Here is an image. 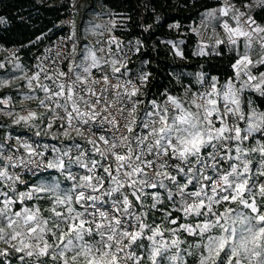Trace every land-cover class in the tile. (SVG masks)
I'll use <instances>...</instances> for the list:
<instances>
[{"label": "snow or ice", "instance_id": "obj_1", "mask_svg": "<svg viewBox=\"0 0 264 264\" xmlns=\"http://www.w3.org/2000/svg\"><path fill=\"white\" fill-rule=\"evenodd\" d=\"M240 2L246 11L224 0L206 13L226 37L216 39L214 51L227 44L237 55L234 75L223 83L198 73L199 87L189 82L181 95L145 100L149 74L133 81L115 35L79 53L73 43L62 60L57 53L51 70L41 64L31 76L13 77L44 93L40 107L63 111L61 135L85 136L90 148H53L48 159L18 140L25 159L10 146L13 155L5 157L0 145V264L13 254L22 264H264V105L248 95L264 98V71L253 72L264 66V25L249 14L264 10V0ZM115 27L111 21L104 31ZM206 47L197 55H208ZM9 83L0 79V87ZM35 117L16 114L14 122ZM16 168L35 178L25 191H17L24 181L10 171ZM152 211L163 217L160 224L148 222Z\"/></svg>", "mask_w": 264, "mask_h": 264}, {"label": "trees", "instance_id": "obj_2", "mask_svg": "<svg viewBox=\"0 0 264 264\" xmlns=\"http://www.w3.org/2000/svg\"><path fill=\"white\" fill-rule=\"evenodd\" d=\"M221 4L218 0H85L78 11L77 24L81 29L86 26V22L92 20V16L104 18L108 14L123 19L122 23L112 29V34L125 41L134 40L135 47L139 49V51L136 49L128 60L130 74L148 73L149 82L144 88L143 99L162 100L165 92L181 95L182 85L187 86L189 82L193 83L194 88L197 87L195 77L198 73H204L206 78L216 76L221 83L234 75L232 64L237 55L228 46L220 45L215 49L221 51V55H216L214 49L208 50V55L196 53L198 37L192 29L193 22L198 21L203 12ZM62 16V7L41 3L38 0H0V62L5 64L4 68H0V79L10 81L8 85L0 87V100H9L11 110L19 97L40 94L41 91L38 89L33 91L26 87L25 79L13 77L24 76L23 72L34 55L44 45L50 43L60 31L57 23ZM253 16L258 23L264 25V10L256 9ZM76 40L79 48L83 44L88 46L86 42L79 41V36ZM13 47L16 49L15 52L11 51ZM175 48L182 52L183 56L177 55ZM17 63L20 65L19 68L15 66ZM258 71L259 69L255 72ZM248 95L254 104L264 105V98L258 97L255 93ZM26 106L32 105L26 104L15 108L21 111ZM34 110L36 117L27 125L16 124L14 122L16 114L0 117V145H3L5 140L26 137L30 141L46 146L48 150L57 148L63 151L67 149V145L74 144L81 145V148H89L75 137L63 140L49 137L44 133V127L48 123L45 113L38 109ZM37 131L41 133L39 136L36 135ZM72 171L81 174V170L76 166H73ZM49 172L53 177L57 175L52 170ZM43 175L47 176L48 173ZM60 179L63 182L62 186H70V181H64L63 177ZM34 180V177L28 178L26 185L18 189L25 188ZM42 206L48 207L47 203H43ZM153 220L160 224L163 217L152 211L149 213L148 222L151 223ZM163 227L173 226L165 223ZM181 238L190 241L193 239L187 237V234H182ZM0 247L4 245L0 244ZM16 255L8 257L5 264H22Z\"/></svg>", "mask_w": 264, "mask_h": 264}, {"label": "built area", "instance_id": "obj_3", "mask_svg": "<svg viewBox=\"0 0 264 264\" xmlns=\"http://www.w3.org/2000/svg\"><path fill=\"white\" fill-rule=\"evenodd\" d=\"M38 1L41 3L49 4V5H56V6L62 7L63 8V16L60 18L59 22L57 23V26L60 27V31L56 34V36L52 39V41L50 43H48L47 45H44V47H42L34 55L29 66L23 72V75L26 74L27 76H31L33 74V72L37 71V65L42 64L44 67L51 70V68L54 66L53 65V58L56 57L57 53L60 54V57L62 60L63 56L69 52V50L71 49V46L73 45V43H75L74 32L76 31V25H77V20H78V11L80 9V6L82 5V3L85 0H38ZM218 1L221 2L222 4H224V0H218ZM92 17H93L94 21H96L98 19H103V18H99L98 16H92ZM101 32H103V36L100 34ZM109 35H113L112 32L109 33L107 31H104V27H100L97 30H92V32L91 31L86 32L83 35L82 40L84 42H86L88 44V46L99 47L100 45H97V41L104 40ZM115 36L119 39V41H121V45L123 48V54L127 55V63H128L130 56L133 55L137 49L135 47V41L134 40L125 41L123 38H121L117 35H115ZM113 50L115 51L114 46H113ZM11 51L15 52L16 49L13 47L11 49ZM69 59H71V57H69ZM57 63H60V61H57ZM60 66H61V68L66 70L67 61H64L63 63H61ZM144 68H146V66H144ZM104 71L107 72L109 75H111V69L110 68L105 67ZM97 75H99V73H97ZM129 75L133 79V81H135L136 77L139 74H129ZM41 82L47 83V81H43V80ZM113 82H115V81H113ZM26 87H29L27 85V82H26ZM197 87H199V86L197 85ZM36 97H37V99L32 100L33 104L35 105L34 108L45 113L46 122H48V123L52 122V127H54L55 129H57L59 131H64V128L60 126L63 123V121H61L58 118V117L64 116L63 111L57 109L56 113L53 114V113L49 112L48 109L40 107L39 106V100L44 99V93L42 91L40 92L39 95H36ZM87 127L88 126H85V128H87ZM95 127L96 126L92 127V129H91L92 132H95ZM96 134L99 135L100 133H96ZM86 135H87V133H86ZM69 137L77 138L78 140L84 142L90 148V145L87 143L85 136H80V135H77L75 132H72ZM18 140L27 141V142L31 143L33 145V147L36 148L38 151H44L45 155L48 159H51L53 156L52 149L48 150L47 148H45V146H43L39 143L30 141V140L26 139V137L25 138L18 137V138H12L10 140L4 141L3 145H4L5 157H7L9 155H13V151L8 150V148L10 146L13 150L19 148V152H15L16 157H19L20 155H24L25 159L28 158L27 154L24 153V150L22 148H20V145L17 142ZM84 149L85 148H81V150H84ZM72 154H73V156H75L77 154V150L75 148H73ZM80 170H81V174H83L84 170L83 169H80ZM10 171H13L16 174H19L20 179L22 181H24V183L16 185L17 191L27 190V186L25 188H22V189H18V188L26 185L27 179L32 178V175L29 172H27L24 168L11 169Z\"/></svg>", "mask_w": 264, "mask_h": 264}, {"label": "rangeland", "instance_id": "obj_4", "mask_svg": "<svg viewBox=\"0 0 264 264\" xmlns=\"http://www.w3.org/2000/svg\"><path fill=\"white\" fill-rule=\"evenodd\" d=\"M230 3L232 4H235V6L237 8H240L241 11H246V9H243L241 7V2H237L235 0H229ZM223 4H221L218 8H215V10L219 9L220 7H222ZM258 9V7H254L253 10H251L249 12L250 15H253V12ZM206 13H208L207 11L203 12L198 21H194L193 24H192V29L193 31L196 33L197 37H198V45H197V48H196V53L200 50V48L202 47V45H207L208 47L205 48V51H208L210 49H214V46H215V41L216 39H225V33L223 31V29L219 26V20H209L206 18ZM91 21L89 22H86V26L85 27H82L81 29L79 28L78 24L76 25V31L74 32V40H75V44H76V51L77 53H79L81 51V49L85 46H87L86 44H83L81 46V48H79L77 46V36H79V41H83L82 40V37L84 35L85 32H89L92 30H97L99 28H97L96 26L99 25L101 27H104L106 25L110 26V22L111 21H115L116 22V25L118 26L120 23H122L121 21H123V19L121 18H117V17H114L110 14H108V16L104 17L103 19H98L96 21H94V19L91 17ZM223 19H228L227 17H224ZM230 23H234L232 21H229ZM261 24V23H260ZM213 29H215V31H213ZM207 37H209V39H207ZM221 45H226L228 46L227 44H221ZM212 47V48H210ZM229 47V46H228ZM229 49H231L229 47ZM255 49V47H254ZM177 48H175V52L177 53ZM234 51V50H233ZM243 51V47H242V42H241V47H240V52ZM13 52V51H12ZM242 54V53H241ZM256 58H258V50L256 48ZM77 59H79V56H77ZM259 71H264V66H261L258 68ZM258 69H253V72L254 73H258V72H255L256 70ZM32 105V106H26L25 108L21 109V111H18L16 110L15 107H19L21 105ZM0 117L1 116H8L6 113L8 112H12L13 115L14 114H17V113H20V115H27V113L29 111H32L34 112L35 110V106H33V102L32 100H28V99H25L23 96L22 97H19L18 98V102L15 103L14 102V109L12 108L11 110V106L10 105V102L8 104H2L0 103ZM46 126V125H45ZM63 131H59L55 128H51V129H48L46 127H44V133H46L47 135H49V137L51 138H57L58 140H63V139H69L70 137H65L63 135H61ZM70 145H67L66 148H68ZM46 148V147H45ZM65 148V149H66ZM53 153V156L52 158L55 156V153ZM75 166V165H74Z\"/></svg>", "mask_w": 264, "mask_h": 264}, {"label": "crops", "instance_id": "obj_5", "mask_svg": "<svg viewBox=\"0 0 264 264\" xmlns=\"http://www.w3.org/2000/svg\"><path fill=\"white\" fill-rule=\"evenodd\" d=\"M219 7V6H218ZM218 7H216V8H218ZM213 10H215V8H212V9H209V10H207V12H210V11H213ZM207 39H209V37H207ZM208 47V46H207ZM210 48H212V47H210ZM179 51V50H178ZM241 53H243V51H241ZM252 57H253V59H256V48L254 49L253 48V51H252Z\"/></svg>", "mask_w": 264, "mask_h": 264}]
</instances>
